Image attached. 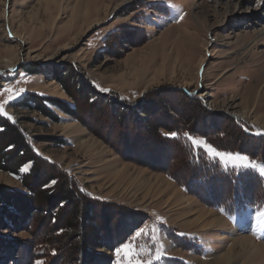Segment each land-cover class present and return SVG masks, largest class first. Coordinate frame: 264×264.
<instances>
[{
    "label": "rangeland",
    "instance_id": "374dc122",
    "mask_svg": "<svg viewBox=\"0 0 264 264\" xmlns=\"http://www.w3.org/2000/svg\"><path fill=\"white\" fill-rule=\"evenodd\" d=\"M10 59L0 103L19 97L0 118L47 172L76 185L101 234L53 252L40 236L60 234L68 210L53 208L58 190L52 208L36 209L33 192L55 183L27 188L31 163L0 168V264H212L241 240L259 251L252 264H264V0H0V65ZM172 132L187 145L167 141ZM185 133L256 167L221 162ZM232 138L230 151L209 143ZM219 174L235 180L223 208L208 188ZM201 211L220 224L201 228Z\"/></svg>",
    "mask_w": 264,
    "mask_h": 264
},
{
    "label": "trees",
    "instance_id": "16d2710c",
    "mask_svg": "<svg viewBox=\"0 0 264 264\" xmlns=\"http://www.w3.org/2000/svg\"><path fill=\"white\" fill-rule=\"evenodd\" d=\"M79 90H77L76 93L75 92L71 93L69 90L68 92H70L71 97L75 95H80L81 97L86 96L83 93L82 89H79ZM234 133L236 134V137L238 136V138H240L243 141L250 139L249 137H246L244 133H241L240 130L235 131ZM178 140H179L180 145H187V144H184L185 142L183 139L181 141L180 138L178 137L167 139V141L171 143L177 142ZM255 142L256 141L252 143L256 144ZM209 143L216 145V146L223 145L224 147H228V148H225V150H228V151H230L229 150L230 147L235 145L233 138L230 139L228 142H226L225 140L223 141L220 140L218 142L213 141ZM263 147H264V143H261L260 144L261 150H263ZM187 151L189 152V154L187 153ZM231 151L240 152L242 154H247L249 156H252L251 153H248V152L244 153L243 151H239V150L237 151V149H232ZM184 152L187 153L188 155L186 156L187 160L194 158L193 150L184 149ZM38 161L40 165H38L39 164ZM27 163L32 164L30 174L26 175L23 179V183L27 188L31 189V187L39 185L44 180L45 177L49 178L48 181L55 182V184L49 189L43 190L40 187L38 191H36L35 193L33 192V195L36 197L35 204H37V207H38L36 209L38 210L45 209L46 211L48 208H52L54 206V202H50L49 201L50 197L48 196L52 192H54V190H58L57 191L58 194L55 195L56 197L55 201L58 203L59 207L57 205V207H53V208L57 209L58 212L61 209L68 210V214L66 215V217H62L63 218L62 221H60L59 220L60 218H58L57 222H55V224L62 226V228L60 229L61 230L60 234L54 235V239H50V234H48V232H45L43 235L40 236L46 240L44 244L47 245V248L57 253V250H58L57 247L52 246V245L61 244L66 239L71 238V237L81 238L80 245L82 244L83 247L85 245L91 246L92 244L90 241L87 240V238L91 236V237H95L96 239L97 238L96 236L98 234H101V232H98L95 230L96 220H94L93 218H90L89 216L92 214V208L88 207V202L86 201V198L83 197L78 192V190L76 189V185L73 184V182L68 177H66L65 175H62V179H61L62 181L60 182L58 178L53 177V173H52L53 171L47 172V169L49 166L45 165L43 160H39L36 158V156L32 155L30 149L28 148L24 140V137L22 136L18 128L15 127L8 120L4 118H0V168L15 174L17 173L18 169L21 166ZM187 167H190V169L192 168L197 169V165L195 164L194 161L193 163H188ZM190 169L188 168L187 171L189 172ZM215 171L216 169H211L209 174L214 175L219 172V171H216V172ZM189 174L190 175L185 179L188 182H191V180H193L192 182H198V183H194L195 187L198 188L200 186L199 184L200 180H202L200 179L201 176H199V178L198 177L193 178L191 177L192 175L190 172ZM246 179L249 180L250 177ZM223 180H226V181H223ZM245 181L246 180H244V182ZM252 181H255V179H253ZM209 182H210L209 183L210 185L208 186V188L211 189L210 192L213 195L212 196L213 204L217 203L216 204L217 207L223 208L224 204L228 203L231 200L230 197L227 198V195H229L230 192L231 194L233 193L235 189L234 187L235 180L229 175L219 174V175H215L214 178ZM240 190L243 191L245 195H249L251 189H248L247 193L244 189L243 190L240 189ZM46 192H49V193H46ZM18 201L20 202V200ZM230 202L233 203V201H230ZM4 204L14 209L15 207H18L16 205L17 203L15 204L14 201H11V202L5 201ZM43 205H44V208H43ZM20 218L22 217L20 216Z\"/></svg>",
    "mask_w": 264,
    "mask_h": 264
},
{
    "label": "snow or ice",
    "instance_id": "6c2138e0",
    "mask_svg": "<svg viewBox=\"0 0 264 264\" xmlns=\"http://www.w3.org/2000/svg\"><path fill=\"white\" fill-rule=\"evenodd\" d=\"M4 92H10L11 89L9 88H5L3 89ZM100 91L102 92H107V89H100ZM19 97V93L16 96H9L7 99H5L3 101V103H0V116L5 115V106L10 104V101H14L15 99H17ZM9 119H11V117H8ZM171 137H176L178 135V133L176 132H172L169 134ZM185 136L188 138L189 141H191L192 145L194 147H202L210 156L213 157H218L221 162H225V161H232L233 164L232 166L234 168H242V169H248V168H255L256 166L254 164H251L248 161V158L246 156H240V155H232L230 153H223V152H219L217 151L214 147H212L211 145L205 143L202 140H198L196 138H194L192 135L185 133ZM259 172L261 175H264V167L259 168ZM53 183H55L53 181ZM140 233H137V235H139ZM129 247V245L124 244L121 248H118L116 250V254L119 255L121 252L127 250ZM128 264H133V262L131 260H129Z\"/></svg>",
    "mask_w": 264,
    "mask_h": 264
},
{
    "label": "bare ground",
    "instance_id": "6f19581e",
    "mask_svg": "<svg viewBox=\"0 0 264 264\" xmlns=\"http://www.w3.org/2000/svg\"><path fill=\"white\" fill-rule=\"evenodd\" d=\"M12 62H13V59L4 60L3 65H0V69H2L5 66L7 67L6 64H13ZM200 97L202 98V96H200ZM262 126L264 127V123L262 124ZM263 131H264V129H263ZM169 186L170 185H168V187ZM199 215H200V217L195 218V222L196 223L200 222L201 228L214 227V226L220 224V221H219L220 218L216 219L218 217H215V219L210 218L211 220H209L208 219V216H209L208 212L201 211ZM192 224H194V223L192 222ZM248 241L241 240L239 242V244H237L236 246H231V248H229V251L226 252L225 254H223L221 257H219V258L214 257L212 259L213 260L212 264H229L233 260V258H238V257L243 258V262L241 264H252V258L255 256H258L259 251L256 248V246H253Z\"/></svg>",
    "mask_w": 264,
    "mask_h": 264
},
{
    "label": "water",
    "instance_id": "95a60500",
    "mask_svg": "<svg viewBox=\"0 0 264 264\" xmlns=\"http://www.w3.org/2000/svg\"><path fill=\"white\" fill-rule=\"evenodd\" d=\"M258 136H263V135H258Z\"/></svg>",
    "mask_w": 264,
    "mask_h": 264
}]
</instances>
